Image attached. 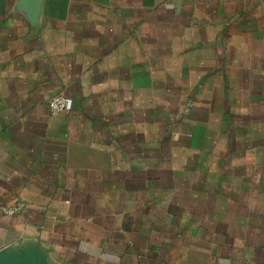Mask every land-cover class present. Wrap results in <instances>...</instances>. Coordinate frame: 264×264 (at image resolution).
Returning <instances> with one entry per match:
<instances>
[{"label": "crops", "instance_id": "crops-1", "mask_svg": "<svg viewBox=\"0 0 264 264\" xmlns=\"http://www.w3.org/2000/svg\"><path fill=\"white\" fill-rule=\"evenodd\" d=\"M0 264H264V0H0Z\"/></svg>", "mask_w": 264, "mask_h": 264}, {"label": "built area", "instance_id": "built-area-1", "mask_svg": "<svg viewBox=\"0 0 264 264\" xmlns=\"http://www.w3.org/2000/svg\"><path fill=\"white\" fill-rule=\"evenodd\" d=\"M72 105V99L62 94L52 97L49 101V109L52 115H59L64 111H69L72 109ZM19 209L20 207L18 205H14L11 207H4L3 211L9 215H12Z\"/></svg>", "mask_w": 264, "mask_h": 264}]
</instances>
